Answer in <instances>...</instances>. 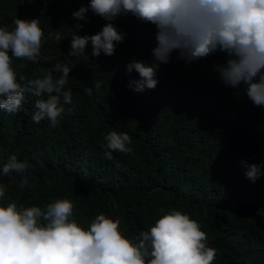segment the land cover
Returning a JSON list of instances; mask_svg holds the SVG:
<instances>
[{
	"label": "trees",
	"instance_id": "16d2710c",
	"mask_svg": "<svg viewBox=\"0 0 264 264\" xmlns=\"http://www.w3.org/2000/svg\"><path fill=\"white\" fill-rule=\"evenodd\" d=\"M89 3L0 0V27L13 30L17 18H38L43 31L37 61L12 58L18 82L48 71L55 77L53 65L62 62L71 69L65 91L72 93L71 104L60 98L64 112L55 126L47 118L31 120L40 97L27 89L19 113L0 109V170L13 154L26 164L24 173L0 177L7 185L0 203L43 209L67 198L72 218L83 227L103 213L119 220L120 230L134 240L161 215L179 210L206 233L215 249L212 264H264V215L258 214L264 210V175L255 182L246 176V165L264 164V105L249 99L243 82L233 89L219 78L215 65L229 59L226 53L187 63L176 50L168 63L156 61V26L132 14L112 21L127 28L108 56L106 73L99 57L92 62V47L71 56L72 34L91 36L109 22L91 9L87 20L73 17ZM134 32L143 41L131 40L133 45ZM56 34L64 39L57 42ZM133 60L159 63L154 89L129 87L139 78L126 71ZM95 81L102 85L97 92ZM110 131L127 132L133 153L113 152L107 159L101 143ZM24 177L28 184L21 188Z\"/></svg>",
	"mask_w": 264,
	"mask_h": 264
},
{
	"label": "clouds",
	"instance_id": "9594fccd",
	"mask_svg": "<svg viewBox=\"0 0 264 264\" xmlns=\"http://www.w3.org/2000/svg\"><path fill=\"white\" fill-rule=\"evenodd\" d=\"M89 9L109 22L91 36L72 34L69 54H86L85 48L92 47L91 60L100 58L102 74L108 71V56L115 53L116 43L124 40L122 32L127 28L112 21L132 14L156 26V61L168 63L176 50L187 63L217 51L226 53L229 59L215 65L219 78L233 89L243 82L249 99L264 105V0H90L87 7L72 15L87 20ZM14 25L13 30L0 27V109L19 113L27 89L40 97L34 103L31 120L39 123L47 118L55 126L64 112L60 98L65 104L72 103L71 90L65 91L71 69L57 62L53 70L59 75L54 77L53 71H48L23 84L18 82L12 58L37 61L43 31L38 18H17ZM52 38L57 42L64 39L60 34ZM129 40L143 41L135 32ZM159 63L129 62L127 73L139 74L138 79L130 80L129 87L136 92L154 89ZM19 79L25 81L24 76ZM92 86L97 92L102 85L95 81ZM93 89L87 88V94L92 95ZM131 143L127 132L110 131L101 148L105 157L112 159L113 152L133 153ZM246 167V176L253 182L264 175V164ZM25 171L26 164L13 154L0 170V177ZM27 184L24 177L20 187ZM6 188L0 182V198ZM258 214L264 215V210ZM72 217L73 203L67 198L55 199L43 209L35 204L18 207L15 202L0 203V264H212L215 259V249L207 245V235L199 223L179 210L161 215L135 240L123 234L119 220L106 214L97 215L88 228Z\"/></svg>",
	"mask_w": 264,
	"mask_h": 264
}]
</instances>
